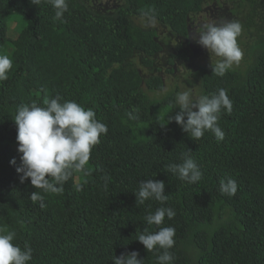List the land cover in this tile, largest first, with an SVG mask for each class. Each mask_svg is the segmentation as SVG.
Returning a JSON list of instances; mask_svg holds the SVG:
<instances>
[{"label":"trees","instance_id":"16d2710c","mask_svg":"<svg viewBox=\"0 0 264 264\" xmlns=\"http://www.w3.org/2000/svg\"><path fill=\"white\" fill-rule=\"evenodd\" d=\"M209 1L117 0L98 13L82 0H67L61 21L48 4L0 0V54L13 62L0 81V226L15 230L14 243L30 245L29 264H114L115 256L133 251L142 264H157L158 253L137 237L158 230L144 218L160 207L175 211L161 225L175 228L173 264H264V43L253 44L241 70L222 77L211 67L196 72L198 97L224 89L232 111L222 110L218 120L222 142L211 132L195 141L174 119L168 122L180 110L179 90L164 92L157 32L138 24L152 19L186 37L189 16ZM250 21L240 23L242 30ZM187 55L180 43L167 63ZM56 95L94 110L108 131L85 172H74L61 194H50L35 189L30 178L21 183L12 118L18 106L44 107ZM184 153L202 172L196 183L165 171ZM228 178L237 184L232 196L219 191ZM147 179L165 183L163 205L147 200L137 206L134 191ZM34 191L42 202L30 199Z\"/></svg>","mask_w":264,"mask_h":264},{"label":"clouds","instance_id":"9594fccd","mask_svg":"<svg viewBox=\"0 0 264 264\" xmlns=\"http://www.w3.org/2000/svg\"><path fill=\"white\" fill-rule=\"evenodd\" d=\"M33 5L48 4L55 10L54 19H63L68 10L67 0H30ZM242 27L235 21H225L222 24L207 23L201 26L196 38L197 43L206 48L210 56L219 58L211 61L212 74L224 76L233 65H238L243 58V51L238 44ZM13 62L7 55L0 54V81L8 78ZM56 95L46 101V106L40 107L35 102L31 105L18 106L14 118L17 126L16 140L18 152L21 153L20 165L16 171L22 173L23 183L30 178L35 189L43 193L61 194L63 185L74 172H85L92 149L100 143V137L106 135L108 128L96 119V113L91 108H85L73 100H64ZM179 111L170 120L181 126L190 138L200 140L205 132H211L216 142H222L225 132L218 124L222 110L227 114L232 111V101L226 90L219 89L211 96L204 95L192 98L189 91L177 93L175 99ZM196 109V110H193ZM161 126L165 124H160ZM191 151V150H189ZM15 158L10 163L15 164ZM166 172L176 175L181 181L196 183L201 180L202 172L191 157L184 153L181 163L166 166ZM76 191H82V185H75ZM165 183L161 180L147 179L140 181L139 188L134 191L137 206L147 200H155L164 204L168 196L165 194ZM219 191L229 196L235 195L237 184L235 180L221 179ZM30 199L33 202L43 201V195L34 191ZM41 203V207H43ZM175 211L170 207H160L154 213H149L144 220L147 225H155L158 230L142 232L137 240L148 252L156 251L157 264H173L174 256L169 251L175 245V228L163 225L165 217L171 220ZM15 230L0 226V264H29L32 260V249L25 242L23 248L14 243ZM160 250H163L162 253ZM138 252L115 256L114 264H142Z\"/></svg>","mask_w":264,"mask_h":264},{"label":"rangeland","instance_id":"374dc122","mask_svg":"<svg viewBox=\"0 0 264 264\" xmlns=\"http://www.w3.org/2000/svg\"><path fill=\"white\" fill-rule=\"evenodd\" d=\"M82 2L86 8L104 13L110 10L117 0H82ZM248 11L251 12L250 15H248ZM249 16L251 19L247 23L249 27L242 30L237 38L244 55L240 63L232 67V69L241 70L249 63L251 49L255 42L264 43V0H211L203 5L199 14L189 16L186 37L172 35L166 27L152 19H148L146 22L140 19L138 24L153 27L156 30V40L162 46V51L157 55L156 64L160 68L158 74L164 81V92L174 89L176 86L179 92L189 91L192 98L197 99L200 92H198L196 72L201 68L211 67V61L214 63L219 59L215 56L211 57L208 50L197 43L196 38L201 26L207 23L222 24L228 20L242 24ZM13 28L14 26H12ZM180 43L188 52L187 60L175 59L173 64H168V56L176 52ZM167 69H171V72L167 73Z\"/></svg>","mask_w":264,"mask_h":264}]
</instances>
